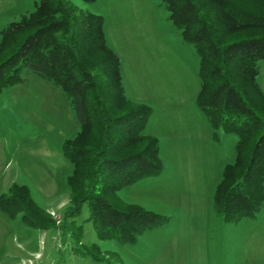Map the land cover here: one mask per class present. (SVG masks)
I'll list each match as a JSON object with an SVG mask.
<instances>
[{"label":"rangeland","instance_id":"rangeland-1","mask_svg":"<svg viewBox=\"0 0 264 264\" xmlns=\"http://www.w3.org/2000/svg\"><path fill=\"white\" fill-rule=\"evenodd\" d=\"M38 2L0 0V45L2 31L29 19ZM68 2L80 11L103 16L107 44L121 59L126 96L133 105L153 109L150 119L157 122L156 134L148 135L147 129L145 134L163 144L161 174L123 189L111 201L121 210L142 208L168 221L142 235L138 244L124 247L98 240L93 223L86 221L90 213L84 205L73 222L83 226L80 244L62 235L60 227L67 225L64 215L72 198L67 180L73 171L62 146L76 137L80 126L60 87L22 70V82L0 93V198L11 197L15 185L19 191L25 187L55 228L25 225L21 213L11 217L15 202L4 201L0 205V264H264V208L235 224L223 223L215 212V188L226 165L236 160L238 139L216 133L197 107L200 58L169 11L159 0ZM32 30L24 31L21 38ZM11 51H0V65ZM182 118L195 137L202 135V150L169 160L167 145L177 136V122Z\"/></svg>","mask_w":264,"mask_h":264},{"label":"trees","instance_id":"trees-1","mask_svg":"<svg viewBox=\"0 0 264 264\" xmlns=\"http://www.w3.org/2000/svg\"><path fill=\"white\" fill-rule=\"evenodd\" d=\"M68 1L39 0L29 19L2 31L0 51H12L0 65V93L22 82V70L60 87L80 126L62 146L73 171L67 180L72 208L60 231L80 244L83 226L73 222L87 205L86 221L93 223L98 240L136 245L168 218L142 208L121 210L111 198L162 172L159 141L145 134L153 109L133 105L126 96L121 59L107 44L103 16L80 11ZM159 1L200 58L197 107L216 133L238 139L236 160L226 165L215 188V212L232 224L255 217L264 208V92L258 83L264 62V0ZM27 29L33 30L21 38ZM22 188L15 185L12 198L6 199L15 202L11 217L21 213L29 227L55 228ZM6 200L0 198V205Z\"/></svg>","mask_w":264,"mask_h":264},{"label":"crops","instance_id":"crops-1","mask_svg":"<svg viewBox=\"0 0 264 264\" xmlns=\"http://www.w3.org/2000/svg\"><path fill=\"white\" fill-rule=\"evenodd\" d=\"M0 30H1V27H0ZM0 33H1V31H0ZM263 72H264V62L261 64V71H260V74L258 76V83L261 86L262 90L264 91V78L261 77V76H263ZM156 127H157V122L155 121V118H151L147 124V127H146L147 132L146 133L148 135L154 136L156 134V129H154V128H156ZM200 131H202V128L199 127V132ZM175 135H177V136L172 137V140L167 145V150L170 154L169 160L172 159L174 161V159H176V160L179 159L182 156V154L183 155L188 154V153L192 154L193 152H196L198 149L202 150V148L200 147L202 135H200V133H199V135L201 137L200 136L195 137L193 130L190 129L189 122L185 121L183 118L177 122ZM162 148H163V144L160 146L161 153H162ZM173 161H171V163H173ZM194 169H195V167L194 168L192 167L191 171H194ZM181 175H182V173H181ZM213 198H214V196H213ZM212 201H213V199H212ZM210 215H212V214L210 211V203H209L208 204V217H209V219L213 218ZM222 222L224 223L223 220H222Z\"/></svg>","mask_w":264,"mask_h":264}]
</instances>
